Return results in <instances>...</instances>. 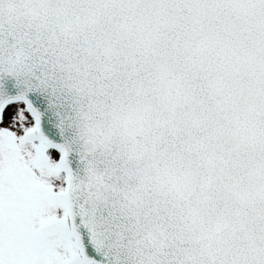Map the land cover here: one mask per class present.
Instances as JSON below:
<instances>
[{
  "label": "snow or ice",
  "instance_id": "obj_1",
  "mask_svg": "<svg viewBox=\"0 0 264 264\" xmlns=\"http://www.w3.org/2000/svg\"><path fill=\"white\" fill-rule=\"evenodd\" d=\"M0 264H264V0H0Z\"/></svg>",
  "mask_w": 264,
  "mask_h": 264
}]
</instances>
